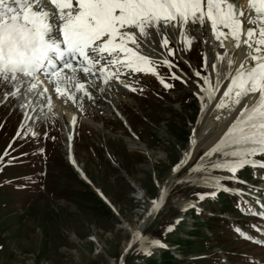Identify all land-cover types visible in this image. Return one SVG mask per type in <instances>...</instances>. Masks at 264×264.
<instances>
[{"label":"rangeland","instance_id":"obj_1","mask_svg":"<svg viewBox=\"0 0 264 264\" xmlns=\"http://www.w3.org/2000/svg\"><path fill=\"white\" fill-rule=\"evenodd\" d=\"M190 32L188 36L193 40L190 46L184 39L177 45L179 48L172 40L168 45L171 49L175 46V55L168 57L180 69L176 74L187 83L165 89L159 81L149 78V74H125L120 77L122 83H110L123 94L113 98L106 110L99 109L101 104L79 103L74 111L78 118L73 135L67 132V117L55 111H47L37 120L40 138L15 151H24L31 157L30 162L16 168L9 166L0 177V264H118L122 256V264H147L153 258L162 262L161 247L150 244L152 240L172 249L176 261L169 264H229L218 261L215 255L218 252L223 255L219 250H234V254L257 260L242 262L239 256L237 264H264V252L238 241L241 238L264 247V218L258 214L261 213L259 201L264 198V178L260 170L249 172L248 175H253L250 179L243 173L239 174L241 177L237 174L249 182L246 192L256 189L253 191L256 200L253 199L251 205L244 202L240 206L241 213L251 218L245 227L238 224L242 222L237 221L239 218H231L234 230L243 228L241 231L249 238L240 236L235 241V235L227 231L223 234L226 238L219 239L217 233L223 229L215 223H209V230L206 228L208 215L218 214L223 203L215 200L216 195L203 200L197 196V193H210L214 189L202 186L200 174L190 173V169L227 131L239 111L218 121L216 116L222 113L216 108L209 109L215 130L206 132L200 142L205 120L199 124L202 111L197 85L203 81L195 72L200 71L201 76H209L211 72L204 67V57L208 55L201 43L206 30L196 25ZM186 47L190 50L185 51ZM159 78L166 81L161 75ZM124 83L136 90L124 87ZM4 88L1 83L0 123L4 126L0 132V154L8 155L14 149L6 144L21 124L14 102H2L8 93ZM244 104L245 100L239 107ZM30 133L31 130L27 135ZM193 134L198 142L193 146L191 159L176 174V186L126 253L123 248L138 234L143 217L158 199L159 185L168 179L174 166L192 147L189 140ZM70 154L88 183L80 181L64 162V156ZM59 158L62 160H57ZM7 160L0 167L7 164ZM11 176L13 184L9 185L5 179ZM21 176L25 179L21 180ZM254 177L258 181L254 182ZM224 181L226 186L233 187ZM224 197L228 212L234 214L233 200ZM189 203L193 206L188 208ZM193 210L200 213L199 217L190 218ZM254 217L258 220L253 221ZM198 220L205 225H199ZM196 232L203 234L189 235ZM252 256L256 257L250 258Z\"/></svg>","mask_w":264,"mask_h":264},{"label":"snow or ice","instance_id":"obj_2","mask_svg":"<svg viewBox=\"0 0 264 264\" xmlns=\"http://www.w3.org/2000/svg\"><path fill=\"white\" fill-rule=\"evenodd\" d=\"M246 3L245 8L237 0H0V83L12 89L5 99L30 93L40 98L41 110L49 111L53 98L73 104L92 100L90 89L97 87V81L109 85L122 83L120 77L125 74L156 75V58L164 55L160 49L167 56L175 55L168 47L172 35L179 32L190 45L189 25L210 26L218 47L225 51L217 52L211 63L204 57V67L215 74L214 82L195 72L203 81L197 85L202 93L198 98L204 101L201 111L214 103L222 113L216 116L219 121L227 119L249 95L255 99L239 107L227 131L190 173H199L200 184L214 189L197 193L201 200L214 197L216 191L242 197V190L226 187L223 181L240 182L237 173L246 167L264 169V159H258L264 157V0ZM229 39L243 54L238 67L226 49ZM162 63L174 67L167 58ZM157 79L165 89L174 87ZM172 79L182 78L173 74ZM124 87L136 90L127 83ZM189 144L195 146L194 135ZM189 157L186 152L173 171H179ZM153 204L155 211L157 202ZM149 243L163 247L156 240Z\"/></svg>","mask_w":264,"mask_h":264},{"label":"bare ground","instance_id":"obj_3","mask_svg":"<svg viewBox=\"0 0 264 264\" xmlns=\"http://www.w3.org/2000/svg\"><path fill=\"white\" fill-rule=\"evenodd\" d=\"M237 2L242 7L246 8L247 3L245 2V0H237ZM197 26H199V25H197ZM192 27H194V26H192V25L188 26L187 33H191L190 31H191ZM247 27H248L247 22H245V29H244L245 32L247 31ZM203 30H206L207 33L203 37L204 39L201 41V43H202L203 49L205 50L206 54L208 55L209 62L211 63L213 60H215L217 52L223 53L225 51V49H221V48L218 47L219 41L215 40L214 36L212 35L210 26L202 28V31ZM224 31L226 32L227 30L225 29ZM53 35H54V33H53ZM190 36H192V35H190ZM157 39H159V38H157ZM182 39L183 38L179 36V32L175 33L174 35H172L170 37V40H172L176 45H179V43L182 41ZM194 40L196 41L197 38H195ZM191 41H193V40L191 39ZM205 41H207V43H205ZM214 45H215V47H214ZM225 45H226V49L228 50L229 56H232L235 59V61H236V64L234 65V67H238L240 61L243 59L242 51L238 50V49H235L233 47V43L231 42L230 39L228 41H225ZM161 58L164 59L165 56L163 55V56L157 57L156 59H161ZM222 70H226V64H225L224 69H222ZM209 77L214 82L215 74L211 72ZM112 82L113 81H111L110 83H112ZM96 83H97V87L90 89V91L93 94V99L92 100H88L87 98H85L83 101H81L82 103H84V105H91V103L101 104L99 109L106 110L107 106L112 105L113 102L111 100L113 98H118V97H120L123 94L122 90L116 89L117 87L115 85H113V84L104 85L103 83H99L98 81ZM227 83H228V81L224 82V85H222V87H221V91L219 93H217V97L222 95L223 90L226 87ZM100 89H103V91H100ZM54 95L55 94H53V97H54ZM200 95H202V93H200ZM254 99H255V97H253L252 95H249L244 100L246 101V104H251L254 101ZM203 103H204V101L201 100V105ZM78 105L79 104H73L72 102L64 103L61 100L55 99V98H53V100H52V106L55 108L56 114H58L59 116H66L67 117L66 119H68L67 121H68L69 126L66 127V128H67V132L70 135L74 134V129H75L74 125L77 122V118H78L74 111H75V109H77ZM206 108H207L206 111H202V115H201L200 121H199V124H201V122L203 120H205L204 124L202 125L203 133L200 135V138H199L200 142H201L202 138L205 136L206 132L208 133V132H210L212 130L213 131L215 130V127L213 125L214 123L210 122L209 115H208L209 109L215 108V104L207 105ZM237 111H239V110L237 109ZM73 119H75V123L72 122ZM72 139L70 138L69 140L71 141ZM195 140H196V142H198V138L197 137H195ZM187 152L190 153V157L187 159V162H188L191 159L192 155H193V146L190 147L187 150ZM182 159H184V156L182 157ZM71 162L73 163V165L78 170L74 159L71 158ZM180 169H179V171H180ZM179 171L174 172L172 170V172L170 173L168 179L162 185H159V187H158L159 196H158V199L156 200L157 204L155 206L156 210L153 211L154 204L152 203L150 205V207H149L148 213L143 217V220H142V222L140 223V225H139V227L137 229V233L138 234L133 235V237L131 238V242L134 239H136L137 236L141 235L142 232H143V229L146 228L152 222V220L155 218L158 210L160 209L162 204L165 202L168 194L176 186L177 182L175 181V176H176V174H178ZM162 195H163V199L161 201L160 198H161ZM128 248H129V245L125 246L123 248V250L126 251V253H127ZM121 260H122V262H124L123 261L124 260L123 256L121 257Z\"/></svg>","mask_w":264,"mask_h":264},{"label":"trees","instance_id":"obj_4","mask_svg":"<svg viewBox=\"0 0 264 264\" xmlns=\"http://www.w3.org/2000/svg\"><path fill=\"white\" fill-rule=\"evenodd\" d=\"M195 235H200L199 232L195 233ZM188 243V242H187ZM161 258L163 259L162 262H157L156 259H151L147 262V264H169L171 261H175L170 255L169 253L165 252L161 255Z\"/></svg>","mask_w":264,"mask_h":264},{"label":"water","instance_id":"obj_5","mask_svg":"<svg viewBox=\"0 0 264 264\" xmlns=\"http://www.w3.org/2000/svg\"><path fill=\"white\" fill-rule=\"evenodd\" d=\"M136 240H137V238L136 239H134L131 243H130V245H129V248L131 247V246H133L135 243H136ZM128 248V249H129ZM121 259H120V261H119V263L118 264H121Z\"/></svg>","mask_w":264,"mask_h":264}]
</instances>
